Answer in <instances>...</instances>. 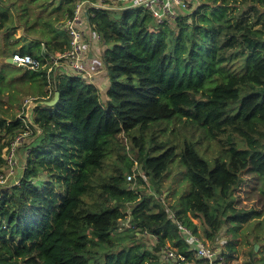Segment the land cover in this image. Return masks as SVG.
I'll use <instances>...</instances> for the list:
<instances>
[{"label": "trees", "instance_id": "16d2710c", "mask_svg": "<svg viewBox=\"0 0 264 264\" xmlns=\"http://www.w3.org/2000/svg\"><path fill=\"white\" fill-rule=\"evenodd\" d=\"M2 1L0 30L11 29L0 38V169L17 133L30 126L37 141L19 182L0 183V264H179L162 249L170 242L194 257L182 225L212 241L228 223H262L264 202L239 205L236 190L245 172L264 176V0H199L162 23L143 6L90 7L106 98L74 72L7 61L64 52L70 38L57 21L73 15L75 0L18 5L17 15ZM17 22L25 34L14 35ZM56 90V104L42 103ZM27 96L35 104L22 118ZM175 165L172 212L160 196ZM145 232L156 236L153 248ZM254 245L249 260L224 254L226 264H264Z\"/></svg>", "mask_w": 264, "mask_h": 264}, {"label": "rangeland", "instance_id": "374dc122", "mask_svg": "<svg viewBox=\"0 0 264 264\" xmlns=\"http://www.w3.org/2000/svg\"><path fill=\"white\" fill-rule=\"evenodd\" d=\"M47 0H44V3H46ZM52 2L53 6L60 5L62 3H66L67 0H48ZM80 0H75V6ZM12 2V8L14 10V13L17 15L19 14L20 10L18 8V5L21 7H24L25 5L30 6L31 8H34V5H38V2L40 0H3L2 4H9ZM108 5H111L112 3H108ZM103 6V5H101ZM49 8V7H48ZM61 15V13L56 11L55 14ZM68 18V17H67ZM67 18H61L57 21V27L68 32L63 24L64 22L68 21ZM172 22V21H171ZM11 28L8 29H1L0 35L1 39H3ZM94 29V28H93ZM15 36H20L25 34V27L17 22V26L14 29ZM90 30H86V34H88ZM69 35V34H68ZM88 39H91V42L88 43ZM23 43V42H22ZM87 43L89 44L86 48L87 55L91 57V64L89 65V68H92V71L94 72L91 76H80L83 79H86L88 81L93 82L96 84L101 91V96L106 98V90L108 86V76H107V70L103 67H101V63H99L98 66L95 65L96 62L100 61V55L102 50L104 48V45L101 43L100 40H95V38H89L87 37ZM40 45H35L33 48L35 51L39 50ZM57 71H62L63 69L60 66H57ZM28 97V98H27ZM27 99L23 100L21 110L19 111V116H25L30 117L31 116V107L35 104V101L33 97L27 96ZM24 117V118H25ZM23 118V117H22ZM34 119V118H33ZM29 124V123H28ZM34 133V130L32 127L27 126L26 129H23L22 132L17 133L14 138L10 139L9 145H7L4 148L3 158L5 159V163L3 167L0 169V175L3 174V180L4 186H10L13 183L19 182V175L22 174V166L26 163V159L29 154L28 147L31 146L33 143L37 141V137ZM6 140H2L4 142ZM32 143V144H31ZM136 168V165L134 166ZM181 169L180 166L175 165L172 169V172L170 173L169 179L166 180L165 186L163 188V193L161 194V198L164 202V204L172 211L174 212V209L172 208V203H174L177 198L172 192V188L175 187V182L177 176V172ZM256 176L252 175L250 172L244 173V181L242 185L236 190L237 193V203L242 206L246 207H255L260 208L262 207V203L264 202L263 198L261 197V186L264 185L262 179L264 178L263 175L256 174ZM134 178L136 177V172L134 171L132 173ZM262 178V179H261ZM49 180V176L47 173L42 172L40 176L36 179L37 185L42 188ZM146 189L149 192H156L154 186L150 183L144 184ZM131 186H134V183L131 182ZM172 186V187H171ZM3 187V186H2ZM2 188H0V195L2 194ZM1 200V199H0ZM262 223H258V221H248L243 222L240 226L238 224H231L228 223L224 225L221 229V231L218 233V236L214 240H210L206 238V230L205 227L202 225L200 220L198 218H193L195 222L199 225V231L202 234L203 238H206L207 242L209 244H215L216 248L223 254H225L226 258L229 257L230 253L234 255L235 258L232 259L234 262H245L246 260H249V254L248 250L250 247L254 245L255 249L259 251V258H264V214L261 217ZM130 216L128 215L126 218L120 221L119 226L120 229H123L122 231H125L124 229L130 227ZM142 236L143 240L148 244L150 248H153L156 244V236L150 234L149 232H145L144 234L140 235ZM170 245V242H167V246ZM164 258V256H163Z\"/></svg>", "mask_w": 264, "mask_h": 264}, {"label": "built area", "instance_id": "2783aa9c", "mask_svg": "<svg viewBox=\"0 0 264 264\" xmlns=\"http://www.w3.org/2000/svg\"><path fill=\"white\" fill-rule=\"evenodd\" d=\"M108 3H112L108 5ZM199 0H80L74 8V13L68 16V21L63 26L68 31L70 45L64 52L47 55L46 61L34 57L30 53L16 52L11 57L20 65H28L34 69L46 68L51 72L57 66L74 72L80 76H91L94 74L92 68H89V54L86 48L91 42L89 38H95L102 42L101 35L97 33L92 24L89 22L88 14L90 7L109 8L123 10L131 7L143 6L151 11V14L158 22H171L177 17L182 10H191L195 8ZM103 5V6H101ZM91 13V12H90ZM88 31L86 34L85 31ZM104 43V42H103ZM34 99V98H33ZM133 178L128 174V179ZM3 174L0 175V183H4ZM178 223H180L178 221ZM182 230L186 234L188 241L191 243V249L194 251V257H188L176 247L165 245L162 249L163 256L166 259L176 260L179 264H226L225 256L216 246L210 245L191 229L182 225Z\"/></svg>", "mask_w": 264, "mask_h": 264}, {"label": "water", "instance_id": "95a60500", "mask_svg": "<svg viewBox=\"0 0 264 264\" xmlns=\"http://www.w3.org/2000/svg\"><path fill=\"white\" fill-rule=\"evenodd\" d=\"M7 61L12 63V64H15V65H20L16 61H14L12 57H8ZM22 66L25 67V68H29L28 65H22ZM59 95H60L59 90H56L55 94H54V97L52 99L42 100V103L52 106V105L56 104V102L59 100Z\"/></svg>", "mask_w": 264, "mask_h": 264}]
</instances>
